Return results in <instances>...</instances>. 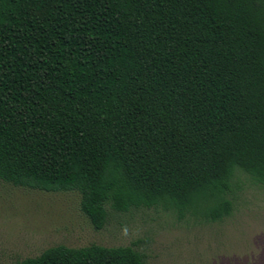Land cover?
<instances>
[{
  "label": "trees",
  "instance_id": "1",
  "mask_svg": "<svg viewBox=\"0 0 264 264\" xmlns=\"http://www.w3.org/2000/svg\"><path fill=\"white\" fill-rule=\"evenodd\" d=\"M264 186V0H0V179L184 219ZM13 264H148L133 246L48 247Z\"/></svg>",
  "mask_w": 264,
  "mask_h": 264
},
{
  "label": "rangeland",
  "instance_id": "2",
  "mask_svg": "<svg viewBox=\"0 0 264 264\" xmlns=\"http://www.w3.org/2000/svg\"><path fill=\"white\" fill-rule=\"evenodd\" d=\"M234 209L222 220L180 219L162 207L116 211L97 229L81 209L79 191H46L0 179V264L51 246H133L148 264H264V186L238 171Z\"/></svg>",
  "mask_w": 264,
  "mask_h": 264
}]
</instances>
